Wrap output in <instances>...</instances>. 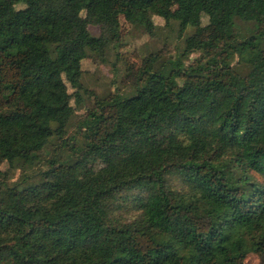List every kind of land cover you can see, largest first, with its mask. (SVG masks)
Here are the masks:
<instances>
[{
    "label": "trees",
    "instance_id": "16d2710c",
    "mask_svg": "<svg viewBox=\"0 0 264 264\" xmlns=\"http://www.w3.org/2000/svg\"><path fill=\"white\" fill-rule=\"evenodd\" d=\"M122 16L153 38L163 19L181 50L137 64ZM111 51L116 90L97 96L83 62ZM84 95L97 114L79 117ZM250 254L264 264V0H0V264Z\"/></svg>",
    "mask_w": 264,
    "mask_h": 264
},
{
    "label": "rangeland",
    "instance_id": "374dc122",
    "mask_svg": "<svg viewBox=\"0 0 264 264\" xmlns=\"http://www.w3.org/2000/svg\"><path fill=\"white\" fill-rule=\"evenodd\" d=\"M3 2H10L11 0H2ZM19 8L21 6H18ZM173 9L176 10L177 6L173 5ZM84 16V15H83ZM121 31L122 34L126 37L129 42V50L131 52V58L137 64L141 63V60L148 54L159 51V50H170L174 54L181 50L182 41L178 39L177 33L171 32L169 28H164L166 26V22L159 18L153 17L154 23L162 28L158 30V37H151L143 28H139L130 23L124 16L121 17ZM81 25L84 28L90 30V32L99 36L101 34V30L96 26H87L85 22L80 20ZM208 18H204L203 25L206 26L205 31L203 33V39L211 41L218 37V30L216 27L208 26ZM241 24V23H240ZM241 27H245L244 24H241ZM199 57V54H194L189 61L186 62V65H190L195 59ZM115 58V52L111 51L108 60L105 63L95 64L92 61L88 60L83 62V84L85 87L95 92L97 96H103L111 91L114 92L116 87L112 86V81L116 78V73L113 69ZM69 91L71 93L74 90L69 86ZM85 103L83 108L78 112L79 117L83 116L86 113L97 114L99 109L95 108L94 98H87L84 95ZM115 112L114 109L108 108L104 110V113L107 116L112 115ZM75 127L71 128L70 133L73 134L75 132ZM68 155V152L65 151L61 156L63 158ZM53 157V154L47 155L44 157V163L40 165L36 171H39L42 168H48L47 160H50ZM61 158V157H60ZM62 158V159H63ZM62 159L58 160V164L62 162ZM2 170L5 172L4 179L9 182H17L21 176V171L10 172L9 165L4 164ZM34 171V172H36ZM245 264H259L258 256L255 254H250L245 261Z\"/></svg>",
    "mask_w": 264,
    "mask_h": 264
}]
</instances>
